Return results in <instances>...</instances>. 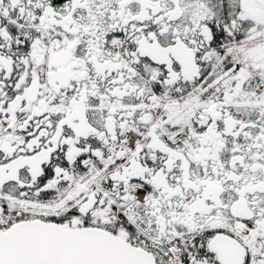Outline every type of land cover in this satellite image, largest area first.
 Wrapping results in <instances>:
<instances>
[{"label":"snow or ice","instance_id":"snow-or-ice-1","mask_svg":"<svg viewBox=\"0 0 264 264\" xmlns=\"http://www.w3.org/2000/svg\"><path fill=\"white\" fill-rule=\"evenodd\" d=\"M0 264H264V0H0Z\"/></svg>","mask_w":264,"mask_h":264}]
</instances>
